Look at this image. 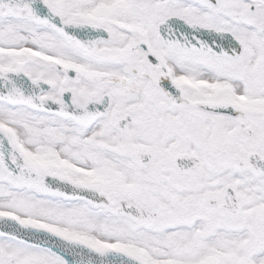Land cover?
Listing matches in <instances>:
<instances>
[{"label": "snow or ice", "instance_id": "snow-or-ice-1", "mask_svg": "<svg viewBox=\"0 0 264 264\" xmlns=\"http://www.w3.org/2000/svg\"><path fill=\"white\" fill-rule=\"evenodd\" d=\"M0 264H264V0H0Z\"/></svg>", "mask_w": 264, "mask_h": 264}]
</instances>
